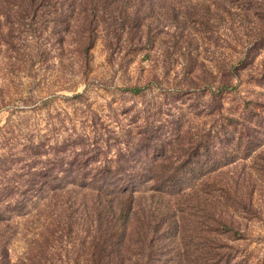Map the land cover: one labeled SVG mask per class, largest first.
<instances>
[{
    "label": "rangeland",
    "instance_id": "1",
    "mask_svg": "<svg viewBox=\"0 0 264 264\" xmlns=\"http://www.w3.org/2000/svg\"><path fill=\"white\" fill-rule=\"evenodd\" d=\"M166 1L178 21L160 15L147 19L143 47H126L120 57H111L105 33L90 46L79 25L62 41L49 6L28 13L25 7L17 15L18 6L0 2V264H93L90 226L61 235V206L50 202L63 194V184L80 178L81 166L123 165L142 179L157 177L169 161L175 169L184 160L172 150L180 135L221 131L223 138L222 130H230L212 97L238 117L247 102L264 101L263 78L255 73L264 61V43L254 53V66L249 62L246 71L239 68V76L232 75L235 91L223 97L218 83L215 95L199 103L187 94L168 96L163 83L149 86L154 65L163 74V65L171 62L167 81L175 84L191 58L214 75L229 74L251 46L247 38L263 30L264 0ZM103 11L105 22L113 21L112 7L100 11L101 21ZM134 87L145 91L136 95L129 91ZM77 94L85 99H74ZM154 126L165 141L171 139L164 157L156 149L150 155L141 142L145 132L148 140L155 139ZM230 132L234 138L226 147L214 143L224 164L216 175L242 182L247 207H232L235 229L216 234L222 238V264H264V127H253L250 137L257 147L251 151L252 146L238 144L240 129ZM210 158L206 151L204 161ZM46 171L58 179L48 184Z\"/></svg>",
    "mask_w": 264,
    "mask_h": 264
},
{
    "label": "trees",
    "instance_id": "2",
    "mask_svg": "<svg viewBox=\"0 0 264 264\" xmlns=\"http://www.w3.org/2000/svg\"><path fill=\"white\" fill-rule=\"evenodd\" d=\"M0 2L18 6L20 10L16 12L17 15H22L25 7L26 13L31 12L34 6H49L55 9V29L62 41H65L66 34L78 25L86 29V41L90 46L94 45L98 38H103L105 33L111 57H120L121 50L126 47H143L147 36V19L151 20L155 16L156 20V16L160 15L178 21L175 11L168 7L170 4L166 0ZM110 7V18L116 22L115 26L111 23L113 21L105 22V11L102 21L99 18L100 11ZM51 14L50 11L46 13L47 16ZM261 33L258 37L247 38L251 46H247L246 54L238 63L232 64L229 74L214 75L211 71L204 70L196 59L191 58L185 60L184 71L182 75H178L181 80L175 84L167 81V77L171 75V62L163 65V74H160L159 66L154 65L156 69L149 74V86L163 83L167 88L162 89L168 96L177 99L187 94L192 97L193 102L198 100V103L201 97L215 95L213 88L217 83V93L222 97L227 92L233 93L235 87L230 78L232 75L238 77L239 68L245 69L249 62L253 61L254 66L257 59L254 53L263 47L264 43V23ZM256 71L264 82V61L256 67L255 73L258 75ZM259 81L257 80L258 83ZM129 91L139 95L145 88L134 87ZM74 99L85 98L77 94ZM212 102L220 106L219 113L226 117L231 125L230 130H222L224 137L228 135L227 140L220 137L221 131L215 132L216 135L212 132L204 136L199 134L196 136L197 140L193 133L185 132L174 140L175 146L172 149L173 153L177 154V159L184 160L175 169L171 165L175 163L169 161L171 164L165 165L158 172V176L151 179H142L137 176V171H130L123 165L115 167L106 164L93 166L91 169L90 165L81 166L78 170L80 178L72 183L64 182L63 194L50 200L51 203L56 202L61 206L59 220L63 225L58 233L70 236L75 231L80 232L81 226L89 225L92 229L90 256L93 264H222V238L216 234L224 229L226 232L235 229L237 222L232 207L241 208L247 205L246 193H243L241 188L242 182L231 178L226 181L222 173L216 175L224 164L215 154L218 151H215L214 143L220 141L223 143L221 146L226 147L228 144L225 143L230 142L232 134L234 135L230 131L240 129V137L243 133L244 135L239 138L238 144L252 146L247 151L256 148V142L250 136L253 127H264V101L247 102L241 117L225 112L224 102L218 97H212ZM252 121H255V124ZM178 123L180 124L178 121L176 125H179ZM153 136L155 139L150 141L145 132V138L141 140L145 150L151 153L150 155H156L155 149L159 150L164 157L171 139L165 141L156 126ZM206 151L211 157L206 160L207 163L203 159ZM260 156L264 157V150ZM194 162L199 163L198 168H194ZM206 167L208 170L205 173H199ZM70 172L72 173L71 170ZM89 173L94 177H89ZM44 179L50 184L58 177L49 175L46 171ZM69 186L72 188H68ZM49 207H52V204ZM193 239L195 244L192 243ZM192 257L194 260H191Z\"/></svg>",
    "mask_w": 264,
    "mask_h": 264
}]
</instances>
